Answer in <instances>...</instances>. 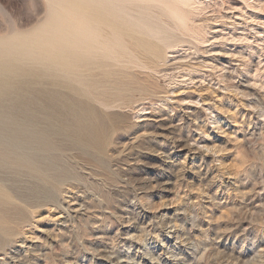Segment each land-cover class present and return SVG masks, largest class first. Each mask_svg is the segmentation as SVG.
I'll list each match as a JSON object with an SVG mask.
<instances>
[{
	"label": "rangeland",
	"instance_id": "rangeland-1",
	"mask_svg": "<svg viewBox=\"0 0 264 264\" xmlns=\"http://www.w3.org/2000/svg\"><path fill=\"white\" fill-rule=\"evenodd\" d=\"M141 1L125 3L126 16L144 34L116 42L107 34V50L94 56L97 77L111 75L108 102L75 99L100 114L94 125L35 87L23 91L30 110L10 112L27 125L14 135L42 136L52 147L45 176L0 166V188L15 202L0 201V264H264V0ZM44 3L0 0V35L41 24ZM137 40L162 45L159 63ZM71 86L104 94L103 86Z\"/></svg>",
	"mask_w": 264,
	"mask_h": 264
},
{
	"label": "bare ground",
	"instance_id": "bare-ground-1",
	"mask_svg": "<svg viewBox=\"0 0 264 264\" xmlns=\"http://www.w3.org/2000/svg\"><path fill=\"white\" fill-rule=\"evenodd\" d=\"M129 0H44L45 4V17L41 24H37L38 26L27 30V31H19L14 29V31L9 32L10 34L0 35V166L4 164H10L8 166L12 167V165H20L21 169L23 167H27L26 171L32 168L33 173L37 172V174L45 176V172L49 170V165L46 163V157L50 153L49 145L44 140V137H36L33 135L29 136L30 138H24L26 136H21L23 139L14 135L18 129L27 125L25 123H21L17 125L11 118V111L20 110L22 113L27 112L30 108V105L23 100V91L26 92L30 87H35L38 89V92L43 95L49 101L58 99L63 101H68L65 104V109L69 113H73L74 115L80 116V119L85 123L93 124L96 118H99V113L95 111V109L89 106L87 103L82 101H76L79 97H84L88 102L91 100H105L108 95V88L106 85L103 86L105 82H108L110 78V74L108 72H103L101 77H97L96 70L101 66L96 60H94V56L97 55L99 50H107L108 41L106 42V38H108L107 34H111L113 37V42L122 39L123 37L130 36L131 32L133 34H137L138 36L144 34L143 29L144 26L140 21L136 20L133 24L132 20L128 19L126 16L127 3ZM141 1V0H139ZM148 1V0H147ZM154 1V0H151ZM167 1V0H165ZM169 1V0H168ZM177 3L181 2L176 0ZM179 1V2H178ZM185 1V0H184ZM190 2V0H188ZM142 2V1H141ZM144 2V0H143ZM161 2V1H160ZM159 2V3H160ZM171 2V1H170ZM170 2L168 4H170ZM174 2V1H173ZM158 3V2H157ZM164 3V1H163ZM163 3L159 4L163 7ZM167 3V2H165ZM164 3V4H165ZM175 3V2H174ZM182 3V2H181ZM186 3V2H183ZM182 3V4H183ZM167 4V5H168ZM171 3L170 5H172ZM181 6L185 7L184 4ZM150 5V4H149ZM153 5V4H151ZM166 5V6H167ZM176 5V3H175ZM178 5V4H177ZM187 5V4H186ZM189 5V3H188ZM187 5V6H188ZM131 6V5H130ZM137 6V5H136ZM158 6V5H157ZM174 6V4L172 5ZM180 6V5H179ZM190 6V5H189ZM188 6V7H189ZM138 7V6H137ZM155 7V6H154ZM170 7V6H169ZM177 9V6L172 7L171 9ZM187 7V8H188ZM181 8V7H179ZM117 10L118 13H113L112 10ZM132 9V8H131ZM144 9V7L142 8ZM182 9V8H181ZM184 9V8H183ZM169 10V9H168ZM179 10V9H178ZM188 10V9H185ZM133 11V10H132ZM150 11V10H149ZM152 11V10H151ZM161 11V9H160ZM156 12V11H155ZM153 12V13H155ZM170 12V10H169ZM131 13V12H130ZM133 13V12H132ZM137 13V12H136ZM149 13V12H148ZM164 13V12H163ZM166 13V12H165ZM168 13V11H167ZM172 12H170L171 14ZM157 14V13H155ZM173 14H176L175 12ZM157 15H160L159 13ZM137 16V15H136ZM152 16V15H151ZM156 16V15H155ZM167 16V14H166ZM169 16V14H168ZM175 16V15H174ZM172 17V16H170ZM143 18V17H142ZM153 18V16H152ZM164 18V16H163ZM166 18V17H165ZM148 19V18H147ZM151 19V18H150ZM177 19V17L175 18ZM158 20H161L160 18ZM163 20V19H162ZM153 21V20H152ZM160 23L162 21H159ZM149 26V25H148ZM15 27V26H14ZM162 28V27H161ZM4 34V33H3ZM102 34L103 36H101ZM147 35H150L147 33ZM134 36V35H133ZM105 37V39H104ZM124 39V38H123ZM139 39V38H136ZM153 39V38H152ZM126 41V40H125ZM128 42V41H127ZM152 42V41H151ZM137 48L141 50H147L148 53L152 54V59H156L160 50V47L156 43L149 44L145 40H137ZM158 43V42H157ZM180 43V42H179ZM134 44V43H132ZM174 44V43H173ZM172 44V45H173ZM176 44V43H175ZM111 46V45H110ZM117 47V46H116ZM169 45H166L164 48H169ZM113 48V47H112ZM123 48H125L123 46ZM131 48V47H130ZM162 48V49H164ZM117 49V48H116ZM129 49V48H128ZM132 49V48H131ZM173 49V48H172ZM122 50V49H121ZM168 50V49H167ZM128 51V50H127ZM133 51V50H132ZM139 51V50H138ZM164 51V50H163ZM124 52V51H122ZM131 52V50H130ZM165 52V51H164ZM138 53V52H137ZM145 53V52H144ZM163 53V52H162ZM140 54V52H139ZM138 55V54H137ZM148 55V54H147ZM141 56V55H140ZM145 56V55H144ZM143 56V57H144ZM131 57V56H130ZM135 57V56H134ZM136 58V57H135ZM142 58V57H141ZM140 58V59H141ZM107 59V58H106ZM110 59V58H109ZM143 59V58H142ZM149 59V57H147ZM134 60V59H133ZM139 60V59H138ZM144 60V59H143ZM150 60V59H149ZM150 60V61H151ZM102 61V60H101ZM114 61V60H113ZM112 61V62H113ZM145 61V60H144ZM143 61V62H144ZM132 62V61H131ZM137 62V61H136ZM150 64L154 66V63ZM142 63V62H140ZM147 62H144L142 65L139 64L142 69H149L146 65ZM151 63V62H149ZM148 63V64H149ZM114 64V63H113ZM138 64V63H137ZM146 64V65H145ZM156 64V63H155ZM158 64L155 66L157 67ZM149 66V65H148ZM135 67V66H134ZM102 68V67H101ZM155 71L156 69H154ZM100 69V68H99ZM114 69V67H113ZM122 69V68H121ZM138 69V68H136ZM111 70V69H110ZM127 70V69H126ZM124 70V72L126 71ZM150 70V69H149ZM144 70L145 72H149ZM108 71V70H107ZM118 71V70H115ZM140 71V70H136ZM134 71V73L136 72ZM127 72V71H126ZM112 73V72H111ZM121 73V72H119ZM143 73V71H142ZM157 73V71H156ZM163 73V72H162ZM124 74V73H123ZM127 78L130 76L126 75ZM133 74V72H132ZM152 74V72H151ZM128 75L129 71H128ZM136 74H134L135 77ZM118 76V75H117ZM121 76H123L121 74ZM120 76V77H121ZM147 76H151L147 74ZM137 77H139L137 75ZM114 78V77H113ZM126 78V79H127ZM140 78V77H139ZM129 80V79H128ZM126 80V81H128ZM131 80V79H130ZM140 80V79H139ZM137 78V82H139ZM149 80V79H148ZM148 80H144L148 83ZM117 81V80H116ZM132 81V80H131ZM142 81V80H141ZM140 81V82H141ZM143 81V84H144ZM110 82V81H109ZM119 82V81H118ZM121 82V81H120ZM140 82L138 84H140ZM79 84L87 89L95 90L97 87L103 86L104 94L93 95L95 93H89L84 95L80 89L72 87V84ZM142 83V82H141ZM151 83V82H150ZM117 84V83H116ZM121 84V83H119ZM142 84V86H143ZM115 85V84H114ZM123 85V84H122ZM125 85H127L125 83ZM130 85V84H129ZM134 86L133 84H131ZM141 85V84H140ZM110 86V85H109ZM112 86V85H111ZM117 86V85H116ZM139 87V85H137ZM155 86V85H154ZM114 87V86H113ZM119 87V86H118ZM144 87L145 84H144ZM55 88H59L61 92L57 93ZM121 88V87H119ZM137 88V87H135ZM43 89V90H42ZM44 89H48V91H44ZM142 89V87H141ZM147 91L148 88H146ZM130 90V89H129ZM134 90V89H133ZM152 90V89H151ZM90 91V90H89ZM120 91V90H119ZM142 91V90H141ZM140 91V92H141ZM88 92V91H87ZM122 92V90H121ZM136 92H138L136 90ZM38 93V94H39ZM43 93V94H42ZM86 93V92H85ZM125 93V92H124ZM123 93V94H124ZM129 93V92H128ZM127 93V94H128ZM134 93V91H133ZM139 93V92H138ZM144 94V92H142ZM142 93H140L142 95ZM184 93V92H183ZM36 94V93H35ZM145 92V96H146ZM182 94V93H180ZM37 95V94H36ZM115 95V94H114ZM122 95V94H121ZM120 95V96H121ZM125 95V94H124ZM148 95V94H147ZM150 95V94H149ZM176 95V94H174ZM14 96V99L12 98ZM113 96V95H112ZM133 96V95H132ZM151 96V95H150ZM166 96L167 95H163ZM181 96V95H180ZM34 97V96H33ZM111 97V96H110ZM119 97V96H118ZM162 97V96H161ZM170 98L172 96H169ZM12 98L13 101H9ZM28 98V97H27ZM31 98V97H30ZM43 98V97H42ZM41 98V99H42ZM39 99V98H38ZM40 99V100H41ZM112 99V98H110ZM120 99V98H119ZM165 99V98H164ZM29 100V99H27ZM33 100V99H32ZM31 100V101H32ZM45 100V99H44ZM118 100V99H117ZM131 100V99H130ZM129 100V101H130ZM171 99H169L170 101ZM108 102V99L105 100ZM158 101V99H157ZM160 101V100H159ZM163 101V100H161ZM165 101H167L165 99ZM92 102V101H91ZM190 102V101H189ZM45 103V101H44ZM49 103V102H48ZM101 103V102H100ZM32 104V103H31ZM34 104V103H33ZM42 104V103H41ZM54 104V103H53ZM94 104V103H93ZM110 104V103H109ZM107 103L102 102L101 105L106 108L110 107ZM189 105H194V102L188 103ZM205 104V103H204ZM61 105V103H60ZM95 105V104H94ZM32 106V105H31ZM38 106V105H37ZM48 106V105H47ZM45 106V107H47ZM55 106V105H54ZM96 106V105H95ZM56 107V106H55ZM58 107V106H57ZM100 106H98L99 108ZM54 108V107H53ZM52 108V109H53ZM38 109V108H37ZM49 109V108H48ZM55 109V108H54ZM57 109V108H56ZM109 109V108H108ZM30 110V109H29ZM32 110V109H31ZM56 111V110H55ZM58 111V110H57ZM138 111V110H137ZM20 112V113H21ZM42 112V111H41ZM59 112V111H58ZM185 112V111H184ZM16 113V112H14ZM53 113V112H52ZM44 114V113H43ZM49 114V113H48ZM54 114V113H53ZM59 114V113H57ZM139 114V113H138ZM146 114V113H145ZM20 115V114H19ZM36 115V114H35ZM34 115V116H35ZM119 115V114H118ZM28 116V115H27ZM39 116V115H38ZM51 116V115H50ZM61 117V116H60ZM123 117V115H122ZM127 119V116H125ZM21 120V117H19ZM34 118V117H33ZM32 118V119H33ZM40 118V117H39ZM43 118V117H42ZM73 118V117H72ZM44 119V118H43ZM46 119V118H45ZM69 119V118H68ZM122 119V118H121ZM18 120V119H17ZM27 120V119H26ZM25 120V121H26ZM35 120V119H34ZM47 120V119H46ZM55 120V119H54ZM80 120V121H81ZM60 121V120H59ZM63 121V120H62ZM76 121V119H75ZM115 121V119H114ZM144 121H146L144 119ZM155 121V120H154ZM57 122V121H56ZM73 122V121H72ZM79 122V121H78ZM99 122V121H98ZM118 122V121H117ZM127 123L126 121H124ZM148 122V121H147ZM18 123V122H17ZM30 123V122H29ZM55 123V122H53ZM28 124V123H27ZM32 124V123H31ZM47 124V123H46ZM57 124V123H56ZM71 124V123H70ZM75 124V123H74ZM115 124V123H114ZM113 124V125H114ZM119 124V123H118ZM34 125V123L32 124ZM42 125V124H41ZM49 125V124H48ZM73 125V124H72ZM76 125V124H75ZM74 125V126H75ZM79 125V124H78ZM77 125V126H78ZM104 125V123H103ZM106 125V124H105ZM111 125V124H110ZM112 125V126H113ZM117 125V124H116ZM115 125V126H116ZM20 126V128H19ZM52 126V125H51ZM56 126V125H55ZM71 126V125H70ZM80 126V125H79ZM110 126V127H112ZM114 126V127H115ZM120 126V125H119ZM31 127V126H30ZM47 127V126H46ZM57 127V126H56ZM60 127V126H59ZM69 127V126H68ZM81 127V126H80ZM79 127V128H80ZM98 127V126H97ZM109 127V128H110ZM50 128V127H49ZM73 128V127H72ZM113 128V127H112ZM60 129V128H59ZM77 129V128H76ZM114 129V128H113ZM45 130V129H44ZM48 130V127H47ZM71 130V129H70ZM69 130V131H70ZM83 130V129H82ZM87 130V129H86ZM106 130V129H105ZM34 131V130H33ZM5 132H9L11 137L6 141L3 140V135ZM30 132V131H29ZM32 132V131H31ZM37 132V131H36ZM33 132V133H36ZM43 132V131H40ZM58 132V131H57ZM81 132V130H80ZM83 132V131H82ZM88 132V131H87ZM90 132V131H89ZM103 133V131L101 130ZM109 132V130H108ZM107 132V133H108ZM32 133V134H33ZM39 133V131H38ZM47 133V132H46ZM67 133V131H66ZM101 133V134H102ZM26 134V133H25ZM61 134V133H59ZM58 134V135H59ZM76 134V133H75ZM82 134V133H80ZM85 134V133H84ZM104 134V133H103ZM45 135V134H44ZM67 135V134H66ZM98 135V134H97ZM47 136V135H46ZM45 136V137H46ZM54 136V135H53ZM60 136V135H59ZM63 136V132L62 135ZM75 136V135H74ZM80 136V135H79ZM102 137V135H100ZM8 137V136H7ZM15 137V138H13ZM52 137V136H51ZM66 136H64L65 138ZM81 137V136H80ZM19 138V139H18ZM61 138V137H60ZM71 137H69L70 140ZM85 138V137H84ZM88 138V137H87ZM105 138V136L103 137ZM102 138V139H103ZM107 138V137H106ZM51 139V138H50ZM73 139V138H72ZM83 139V138H81ZM47 140V138H46ZM54 141V139L52 138ZM59 140V139H58ZM57 140V141H58ZM61 140V139H60ZM77 140V139H76ZM80 140V139H79ZM93 140V139H92ZM52 141V142H53ZM72 141L69 142L72 144ZM75 141V140H74ZM81 141V140H80ZM79 141V142H80ZM106 141V140H105ZM108 141V140H107ZM77 142V141H76ZM86 142V141H85ZM58 142L53 143L54 144ZM60 143V142H59ZM58 143V144H59ZM83 144V142H81ZM92 143V141L90 142ZM105 143V142H104ZM65 144V143H64ZM78 144V143H77ZM57 145V144H56ZM63 145V144H62ZM95 145V144H94ZM99 145V144H98ZM61 146V145H58ZM70 146V145H69ZM77 145H75L76 147ZM80 146V145H79ZM82 146V145H81ZM191 146V145H190ZM195 146V144H194ZM71 147V146H70ZM84 147V146H83ZM95 147V146H94ZM198 147V146H196ZM77 148V147H76ZM85 148V147H84ZM87 148V147H86ZM96 148V147H95ZM103 148H105L103 146ZM201 148V147H200ZM21 149V150H19ZM22 149L27 152H22ZM64 149V148H62ZM71 149V148H70ZM98 149V148H97ZM185 149V148H184ZM19 150V152H17ZM54 150V148L52 149ZM56 150V149H55ZM82 150V148H81ZM87 150H90L89 147ZM92 150V149H91ZM94 150V148H93ZM104 150V149H103ZM197 150V148H196ZM85 151V150H84ZM96 151V150H94ZM188 151V150H187ZM195 151V150H194ZM52 152V151H51ZM67 152V148H66ZM87 153V151H85ZM90 152V151H89ZM88 152V153H89ZM98 152V151H96ZM192 152V151H191ZM197 152V151H196ZM194 152V153H196ZM61 153V152H59ZM80 153V152H79ZM85 153V154H86ZM90 153H93L90 152ZM87 155H91V154ZM99 153V152H98ZM193 153V152H192ZM56 154V153H55ZM94 156L97 154L93 153ZM102 154V153H101ZM52 155V154H51ZM100 155V153H99ZM103 155V154H102ZM101 155V156H102ZM60 156V155H59ZM86 156V155H85ZM100 156V158H101ZM58 156H56L57 158ZM93 157V156H92ZM91 157V158H92ZM96 157V156H95ZM98 157V155H97ZM55 158V157H54ZM91 158H89L91 160ZM99 159V158H98ZM60 160V158H59ZM94 160V158H93ZM54 161V160H53ZM99 161V160H98ZM53 163V162H52ZM61 163V161H60ZM60 165V164H59ZM57 166V165H56ZM55 166V167H56ZM18 167V166H16ZM15 167V168H16ZM62 168V167H61ZM18 168V170H21ZM51 169V168H50ZM65 169V168H63ZM62 169V170H63ZM16 170V169H14ZM67 170V169H66ZM39 171L42 174L38 173ZM44 171V173H43ZM47 171V172H48ZM31 172V171H30ZM46 172V174H47ZM66 172V171H65ZM69 172V171H68ZM36 174V173H35ZM52 174V173H51ZM51 174H49L51 176ZM55 174V172L53 173ZM31 175V174H30ZM48 175V176H49ZM35 176V175H32ZM63 176V175H62ZM39 177V176H38ZM37 177V178H38ZM53 176H51L52 178ZM36 178V177H35ZM50 178V177H49ZM50 178V179H51ZM39 179V178H38ZM46 183L49 184V180L47 177ZM42 177L40 180H45ZM48 179V180H47ZM53 179V178H52ZM58 180V179H57ZM56 180V181H57ZM61 181V180H60ZM63 183V182H62ZM43 184V183H42ZM45 185V184H44ZM51 185V182H50ZM61 185V184H59ZM2 185H0L1 187ZM53 187V186H52ZM56 187V185H55ZM56 189V188H55ZM60 188H58L59 190ZM11 194V192H9ZM8 193L3 191L0 188V201L10 202L13 201ZM14 198V197H13ZM13 203H15L13 201ZM6 205V204H5ZM11 205V204H10ZM75 205V204H74ZM9 206V205H6ZM72 206V205H71ZM70 207V206H69ZM75 209V208H74ZM76 210V209H75ZM14 211V210H13ZM73 211V210H72ZM4 215V214H3ZM6 215V214H5ZM9 215V214H8ZM11 215V214H10ZM9 215V216H10ZM1 216V215H0ZM8 217V216H7ZM19 217V216H18ZM60 217V216H59ZM3 218V217H2ZM7 219V218H6ZM5 219V221H6ZM59 219V218H58ZM23 220V219H22ZM21 220V221H22ZM25 221V220H24ZM7 222V221H6ZM8 223V222H7ZM17 231V229L15 230ZM0 232L5 233V230L0 228ZM13 232V231H12ZM11 233V232H10ZM22 235V233H21ZM19 235V237L21 236ZM2 236V235H1ZM12 236V235H11ZM10 236V237H11ZM24 236V235H23ZM5 237V236H4ZM16 239V237H13ZM18 238V237H17ZM21 238V237H20ZM24 238V237H23ZM33 238V237H32ZM31 238V239H32ZM3 239V237H2ZM27 239V237H26ZM30 239V238H29ZM12 241V239H11ZM10 240L8 242H11ZM14 241V240H13ZM28 241V239H27ZM36 241V240H35ZM7 242V241H5ZM16 242V241H15ZM14 242V243H15ZM13 243V242H12ZM20 243V242H19ZM23 244V243H22ZM9 246V245H8ZM19 246V245H18ZM22 246V245H21ZM24 247V245H23ZM28 247H30L28 245ZM10 248V247H9ZM8 248V249H9ZM15 252V251H14ZM3 253V252H2ZM6 253V252H4ZM18 253V252H17ZM8 254V253H7ZM6 255V254H5ZM7 257V256H6ZM14 258V257H12ZM17 258V257H15ZM3 259L0 258V261ZM6 261V260H5ZM3 262V261H2ZM20 262V261H19Z\"/></svg>",
	"mask_w": 264,
	"mask_h": 264
}]
</instances>
